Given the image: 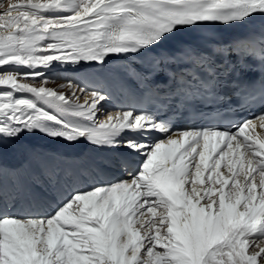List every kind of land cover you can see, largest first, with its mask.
<instances>
[{
  "label": "snow or ice",
  "instance_id": "6c2138e0",
  "mask_svg": "<svg viewBox=\"0 0 264 264\" xmlns=\"http://www.w3.org/2000/svg\"><path fill=\"white\" fill-rule=\"evenodd\" d=\"M256 16L264 0H0V143L40 132L125 148L126 171L143 158L129 179L74 192L47 215L15 214L16 194L0 182V264H264V136L256 132L264 111L179 131L146 108L99 120L108 94L71 79L47 87L39 70L103 67L179 31L243 26ZM186 55L203 69L234 56L233 71L259 75L233 81L240 103L232 105L214 72L173 73L184 100H224L226 112L264 107V34ZM78 92L91 100L81 104Z\"/></svg>",
  "mask_w": 264,
  "mask_h": 264
},
{
  "label": "bare ground",
  "instance_id": "6f19581e",
  "mask_svg": "<svg viewBox=\"0 0 264 264\" xmlns=\"http://www.w3.org/2000/svg\"><path fill=\"white\" fill-rule=\"evenodd\" d=\"M55 63V62H54ZM117 68L119 69L118 71L123 72L120 74H124L127 76V73H124V67L121 64H117ZM40 71H45V74L50 78V82L46 85L47 87L53 88V89H60L61 84H64L67 82L68 79L71 80H76L78 82H81L83 84L87 83V85H90L88 87L90 88H100L102 91H104L106 94H108L111 99L107 100V103L111 105L112 108L116 107L115 102L113 100V96L118 93V92H124V90L127 91L129 88V84L126 81H122L116 74L111 73L109 68L106 66L103 67H95V66H90L87 64H84L83 66L79 67H64L61 68L59 66L51 68V69H39ZM68 70L71 71H77L75 73L69 74ZM19 71H27L26 68H20ZM65 71V72H64ZM53 78H59L61 83L60 84H55L53 82ZM65 94H68L67 88L63 89ZM126 93V92H124ZM20 95V94H18ZM24 95H30V94H24ZM86 100H91V97H86L81 104H84ZM98 107L101 108V111L103 115H98L97 118L99 120H104L107 118L106 110L104 108V102H101ZM120 109L123 107L120 106ZM47 111H52L51 109H45ZM112 113V112H109ZM261 135L264 136V130H261ZM21 138L25 139H33V135L31 133V136L29 133H25L20 136ZM251 251V248L249 249Z\"/></svg>",
  "mask_w": 264,
  "mask_h": 264
},
{
  "label": "rangeland",
  "instance_id": "374dc122",
  "mask_svg": "<svg viewBox=\"0 0 264 264\" xmlns=\"http://www.w3.org/2000/svg\"><path fill=\"white\" fill-rule=\"evenodd\" d=\"M57 79H59V78H53L52 80H53V82H54L55 84H60V83H61V81H59L60 79H59V80H57ZM67 90H68V92H70V91H71V90H70V89H68V88H67ZM77 94L81 96V99H80V101H79V102H80V103H81V102H83V101L85 100V98H86V97H85V96H83V94H82V93H79V92H78ZM98 115H100V116H101V115H103V113H102V112H99V113H98Z\"/></svg>",
  "mask_w": 264,
  "mask_h": 264
}]
</instances>
